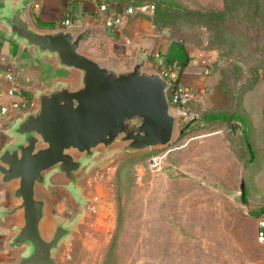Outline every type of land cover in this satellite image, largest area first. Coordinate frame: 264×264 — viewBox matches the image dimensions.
<instances>
[{
    "label": "rangeland",
    "instance_id": "374dc122",
    "mask_svg": "<svg viewBox=\"0 0 264 264\" xmlns=\"http://www.w3.org/2000/svg\"><path fill=\"white\" fill-rule=\"evenodd\" d=\"M112 1L155 3L178 13L159 27L155 12L147 15L164 31L162 39L212 53L206 97L191 109L245 114L254 152L230 137L225 121L177 111L169 144L101 155L83 181L79 204L59 192L57 205L74 206L78 224L57 252V264H264V242L257 238L264 212L254 215L264 205V0L96 3ZM212 10L226 12L202 15ZM147 55L155 63L162 48Z\"/></svg>",
    "mask_w": 264,
    "mask_h": 264
},
{
    "label": "water",
    "instance_id": "95a60500",
    "mask_svg": "<svg viewBox=\"0 0 264 264\" xmlns=\"http://www.w3.org/2000/svg\"><path fill=\"white\" fill-rule=\"evenodd\" d=\"M32 1L0 2V27L19 54L50 59L59 73L36 91L31 107L0 123V183H13L15 200L5 212L21 214L10 239L19 254L0 264H57L78 214L75 208H48L40 191L59 185L79 204L83 181L101 155L167 145L177 123L171 82L148 57L140 53L132 67L120 68L84 50L109 35L106 17L100 24L41 26L33 20ZM241 193L245 197L244 179Z\"/></svg>",
    "mask_w": 264,
    "mask_h": 264
},
{
    "label": "crops",
    "instance_id": "0c3cea01",
    "mask_svg": "<svg viewBox=\"0 0 264 264\" xmlns=\"http://www.w3.org/2000/svg\"><path fill=\"white\" fill-rule=\"evenodd\" d=\"M2 1L0 0V2ZM101 4H97L96 0H33L31 13L33 20L41 26H82L84 23L100 24L104 17L109 18L117 11H122V4L116 1L107 3V10H101ZM66 18L70 19V24L64 23ZM108 32L109 35L106 37L91 40L85 45L84 50L88 54L105 59L109 64L120 68L132 67L140 53L149 58L147 54L156 48H162L164 55L171 44V39L167 38L168 36H164L166 37H163L164 39L159 37L165 35L164 31L156 30L152 19L147 14L125 15L120 27H109ZM187 46L190 59L181 68L178 78L182 84L201 88L211 81L208 66L213 56L211 52L197 50L194 45L187 44ZM149 60L151 64L154 63V60L150 58ZM0 71H10L14 74L12 80L4 76L0 77L2 86L5 88L15 86L17 89L14 95L4 92L1 96L2 101L25 100L32 103L28 107L35 103L36 91L49 85L59 73L50 59L37 58L33 53L19 54L18 46L8 38L5 30L1 27ZM23 109L25 108H12L0 119V123L8 122ZM52 180L58 183L62 178L56 174ZM12 188L13 183L7 185L0 183V263L14 259L20 251L18 247L10 245V239L14 233L15 223L21 221V214L5 212L6 207L15 201L12 198ZM63 190L62 187L56 185L53 192L40 191V194L48 200V208L61 210L57 203L61 199L59 192ZM65 194L68 196L66 195L67 197L62 199L73 200L66 191ZM69 207L75 208L74 206Z\"/></svg>",
    "mask_w": 264,
    "mask_h": 264
},
{
    "label": "built area",
    "instance_id": "2783aa9c",
    "mask_svg": "<svg viewBox=\"0 0 264 264\" xmlns=\"http://www.w3.org/2000/svg\"><path fill=\"white\" fill-rule=\"evenodd\" d=\"M155 3L142 2L138 4H125L122 5V11H117L113 16L107 18V24L109 27L117 28L123 23L124 16L129 14H152L155 12ZM101 10H107L108 5L102 3L100 5ZM70 19L64 20L65 24H70ZM159 55V53H155ZM156 65L158 70L170 80V101L171 104L176 106L178 112L185 118H193L197 113L193 112L191 105L202 101L206 97V86L201 88H194L189 85L182 84L178 79L179 68L178 61L166 62L160 58ZM6 77L10 80L14 79V74L10 71H0V77ZM6 92L9 95H14L17 92L15 86L3 87L0 82V119L3 118L12 108H26L32 103L25 100H12L11 102H4L1 99L3 93ZM169 93V91H168ZM257 238L259 241L264 242V214L258 217L257 221Z\"/></svg>",
    "mask_w": 264,
    "mask_h": 264
},
{
    "label": "trees",
    "instance_id": "16d2710c",
    "mask_svg": "<svg viewBox=\"0 0 264 264\" xmlns=\"http://www.w3.org/2000/svg\"><path fill=\"white\" fill-rule=\"evenodd\" d=\"M130 4V3H129ZM156 5V4H155ZM224 10H212L208 13L202 14L208 16V18H213L218 14H225ZM178 13H171L168 8L165 6L158 5L155 10L154 22L157 27L166 24V22L177 15ZM166 62L178 61L179 73L181 68H183L190 59V53L187 44L182 43L181 41L172 40L169 49L164 53L163 58ZM158 67V66H157ZM179 78L177 79V81ZM171 89L169 90L170 95ZM194 119H201L204 122H213V121H225L227 123V130L230 133V137H237L239 140L245 144L248 154L252 156L253 142L250 135V124L247 116L240 112L239 110H213L206 111L205 113H198ZM192 118V119H193ZM251 157L247 159V162H250ZM246 200V197L244 198ZM264 212V205L259 209L254 211V215L258 216Z\"/></svg>",
    "mask_w": 264,
    "mask_h": 264
}]
</instances>
